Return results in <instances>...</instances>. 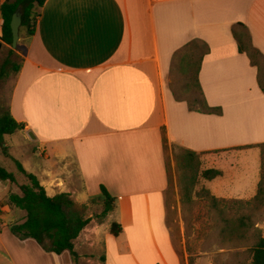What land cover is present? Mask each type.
<instances>
[{
	"label": "crops",
	"instance_id": "1",
	"mask_svg": "<svg viewBox=\"0 0 264 264\" xmlns=\"http://www.w3.org/2000/svg\"><path fill=\"white\" fill-rule=\"evenodd\" d=\"M6 1L0 0V44ZM241 25L264 57V0H48L36 34L20 37L24 63L8 107L25 130L9 137L27 148L29 163L19 162L49 196L69 193L87 206L105 188L115 209L81 234L76 261L19 239L0 215V264H91L84 250L92 235L102 245L92 264H190L179 215L184 203L177 176L170 178L173 147L200 154L204 171L222 172L206 180L216 198L251 201L262 180L264 92L258 68L239 50L234 31ZM193 42L208 47L199 84L221 116L191 111L167 83L175 55ZM31 130L38 141L28 138ZM5 146L16 159L7 137ZM243 153L254 165L238 160ZM18 191L0 182V212H16L23 223L26 214L8 204ZM169 212H179L178 233ZM114 222L123 228L118 237Z\"/></svg>",
	"mask_w": 264,
	"mask_h": 264
},
{
	"label": "rangeland",
	"instance_id": "2",
	"mask_svg": "<svg viewBox=\"0 0 264 264\" xmlns=\"http://www.w3.org/2000/svg\"><path fill=\"white\" fill-rule=\"evenodd\" d=\"M236 31L243 43L246 54L259 67V78L264 85V57L258 54L251 45L249 33L245 28L238 27ZM16 51L19 58H23L25 54L24 42L21 43V46L18 45ZM204 51L205 46L202 43L195 42L191 48L184 50L175 57L167 83L177 98L191 102L199 98L200 91L196 77L199 69L200 56ZM1 53L0 64L9 57V49H5ZM12 59L13 61L19 62L17 57H12ZM15 77H12L10 79L11 81L9 79V81L7 80L8 82L6 81L8 85L4 87L3 97L1 96L0 90V97L5 108H9L8 100L11 84ZM7 140L14 146V157L21 163L22 161L26 164L29 163V160L25 158L27 148L19 142V138L17 136L7 137ZM172 150L176 167L174 169L170 167V178H174V175L177 176V194L182 200V203H184L185 212H181L180 214L179 212H169V225L178 233L180 231L178 214L180 217L181 215L184 217V221L181 220V222H183V233H185L187 250L190 257L189 263L251 264V250L258 243L259 237L264 236V197L261 204H257L253 200L240 201L216 198L209 191L206 186V180L202 177V173L204 172L202 156L196 155L192 160H187V166H184L181 163V158L186 155L184 150L176 146ZM243 155L238 160L242 163L248 162V164L252 165L254 157L252 155H246L245 153ZM35 158L41 162L47 161L41 155H37ZM247 159L249 160L247 161ZM51 160L54 161V157ZM0 164L5 166L8 171L14 173L20 182L26 181L25 177L18 173L17 166L6 159L1 151ZM192 178H196V183L192 184ZM187 189H190L189 200L184 198ZM174 193V188L173 190L170 188L167 192V196L170 199L169 205H172L175 201L173 200ZM213 197L219 201V204L216 206L213 202ZM103 200V197L96 198L89 205H85L87 213L89 214L88 216L95 223L104 221V218L101 217ZM17 212L26 214L21 210H17ZM15 213L0 212V215L8 217L7 219H2L1 223L17 224L21 218L16 217L14 215ZM93 233L89 231L86 234L90 235ZM89 241L90 244L85 248L84 253H86L87 259L92 264V262H95L92 260L93 255L99 257L102 254V245L96 243L93 235ZM200 260L202 261L200 262Z\"/></svg>",
	"mask_w": 264,
	"mask_h": 264
},
{
	"label": "trees",
	"instance_id": "3",
	"mask_svg": "<svg viewBox=\"0 0 264 264\" xmlns=\"http://www.w3.org/2000/svg\"><path fill=\"white\" fill-rule=\"evenodd\" d=\"M48 0H7L2 5L3 35L1 37L0 53L6 46L9 49V57L0 64V87L8 79L19 74L23 67L24 59L19 58L17 51L12 48L13 35L11 30V21L14 13L18 8L22 7V25L20 30V37H33L36 34L39 19L42 15V9ZM243 27L244 26H240ZM246 29V28H245ZM234 35L238 41L239 50L241 53H246L243 43L234 31ZM250 43L251 37L249 35ZM195 42L187 45L180 50L175 57H177L184 50L191 48ZM253 46V45H252ZM254 47V46H253ZM258 54H261L254 48ZM208 53V47L205 45V51L201 54L200 60ZM12 57H17L18 61H13ZM251 59V58H250ZM253 66L259 68L251 59ZM200 66V62H199ZM259 70V69H258ZM260 72V71H259ZM196 81L200 91L199 98L193 102L186 101L191 111L214 114L217 116L223 115L221 107H211L202 91L199 84V69L197 71ZM259 85L264 92V85L259 78ZM25 130V125L19 123L11 114L10 108H5L0 97V147L6 158L11 159L17 166L18 173L25 177V182H20L18 177L0 165V182L9 183L18 187V193L12 192L8 196V204L12 209H19L26 213L23 223L11 225L12 233L21 240H34L41 245L47 252L55 255H61L64 252H69L74 259L77 260L78 254L76 252V243L84 230L91 224L92 220L85 205L76 202L69 193H60L55 196H49L45 187H43L39 179L31 173H28L23 165L14 159L10 152L11 147L5 146L6 137L13 136L18 131ZM253 146L247 147L251 148ZM255 147V146H254ZM262 150V180L259 185L258 195L253 199V202L261 204L264 197V145L257 146ZM245 149V148H244ZM186 153L181 158V163L187 166V160H192L196 155L200 154L183 149ZM222 176V172L216 169L204 171L202 177L205 180L211 181ZM192 184L196 183V178H192ZM186 200L190 199V189L186 190ZM103 197V212L101 217L106 218L115 209V199L112 198L105 188H102ZM215 206L219 204L218 199L212 198ZM94 201V200H93ZM102 220L101 223L104 222ZM100 223V224H101ZM123 228L120 224L114 222L111 226V234L118 237L121 235ZM252 261L251 264H264V236H260L258 243L251 250Z\"/></svg>",
	"mask_w": 264,
	"mask_h": 264
},
{
	"label": "water",
	"instance_id": "4",
	"mask_svg": "<svg viewBox=\"0 0 264 264\" xmlns=\"http://www.w3.org/2000/svg\"><path fill=\"white\" fill-rule=\"evenodd\" d=\"M21 25H22V7L20 6L18 10L14 13L11 21V30L13 35L12 48L14 50H16L19 45ZM27 136L33 142L38 141V138L36 137L35 133L32 130L27 132Z\"/></svg>",
	"mask_w": 264,
	"mask_h": 264
}]
</instances>
